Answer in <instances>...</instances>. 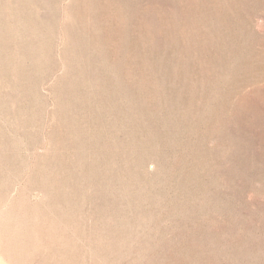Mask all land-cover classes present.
Returning a JSON list of instances; mask_svg holds the SVG:
<instances>
[{
	"label": "rangeland",
	"instance_id": "1",
	"mask_svg": "<svg viewBox=\"0 0 264 264\" xmlns=\"http://www.w3.org/2000/svg\"><path fill=\"white\" fill-rule=\"evenodd\" d=\"M0 264H264V0H0Z\"/></svg>",
	"mask_w": 264,
	"mask_h": 264
}]
</instances>
